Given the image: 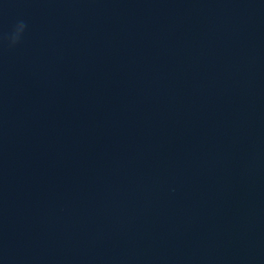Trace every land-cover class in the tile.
<instances>
[{"label": "water", "instance_id": "obj_1", "mask_svg": "<svg viewBox=\"0 0 264 264\" xmlns=\"http://www.w3.org/2000/svg\"><path fill=\"white\" fill-rule=\"evenodd\" d=\"M0 264H264V0H0Z\"/></svg>", "mask_w": 264, "mask_h": 264}, {"label": "clouds", "instance_id": "obj_2", "mask_svg": "<svg viewBox=\"0 0 264 264\" xmlns=\"http://www.w3.org/2000/svg\"><path fill=\"white\" fill-rule=\"evenodd\" d=\"M26 24L24 21H18L13 28L10 35L7 37V43L9 47H15L19 42L20 39L25 31Z\"/></svg>", "mask_w": 264, "mask_h": 264}]
</instances>
